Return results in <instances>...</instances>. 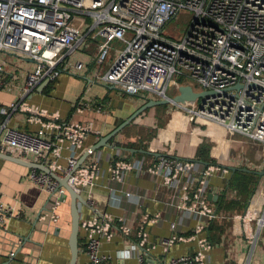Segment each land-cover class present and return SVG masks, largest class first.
Wrapping results in <instances>:
<instances>
[{
  "label": "built area",
  "instance_id": "2783aa9c",
  "mask_svg": "<svg viewBox=\"0 0 264 264\" xmlns=\"http://www.w3.org/2000/svg\"><path fill=\"white\" fill-rule=\"evenodd\" d=\"M181 11L188 13L181 35L164 36V25ZM87 40H95L93 55L84 61L70 60ZM113 41L120 47H111ZM110 51L112 59L104 65ZM0 52L32 61L17 97L0 112L21 113L25 122L37 125L25 131L0 123V153L41 164L59 179L66 177L76 193L92 187L101 174L99 150L83 146L92 131L90 123L63 121L56 111L29 103L24 96L39 82L55 79L60 71L75 72L88 64L96 70L91 81L129 96L148 91L170 98L167 88L184 85L192 92L212 91L171 105L183 110L190 123L204 119L220 126L227 136L239 134L264 147V0H0ZM74 107L81 105L77 102ZM113 148L103 159L109 181L121 184L130 171L158 177L169 193L166 205L197 219L192 232L181 234L171 223L169 235L155 241L165 251L175 242L196 239L193 253L161 264H204L210 244L203 231L214 217L206 199L207 183L215 172L225 173V168L171 155L128 159L122 148ZM26 177L48 198L47 210L38 220H54L63 188L39 169L28 168ZM85 201L91 215L78 219L77 234L83 264H108V256L99 253L100 242L109 240L115 220L122 235L128 234L130 224ZM19 216L14 208L0 203V227ZM228 219L236 235L254 245L263 226L256 209L232 212ZM159 220L158 212L139 216L138 246L146 243V225ZM12 257L8 251L6 258ZM137 264H145L141 256Z\"/></svg>",
  "mask_w": 264,
  "mask_h": 264
},
{
  "label": "crops",
  "instance_id": "0c3cea01",
  "mask_svg": "<svg viewBox=\"0 0 264 264\" xmlns=\"http://www.w3.org/2000/svg\"><path fill=\"white\" fill-rule=\"evenodd\" d=\"M95 51V40H87L84 46L75 50L70 55V60L84 61L89 59ZM107 63H104L106 65ZM32 68V61L18 55L0 52V80L3 86L0 88V108L6 106L18 95L19 87L23 84L25 74ZM102 65L100 66V71ZM96 70L93 66L86 65L83 70L75 72L60 71L52 81H41L36 84L25 96L24 99L47 111H56L63 121L79 123H90L92 131L84 138L83 146L94 145L98 139L111 131L117 124L124 120L136 108L131 102V96L124 94L107 84L95 83L91 77ZM79 102L80 108L74 104ZM0 123L8 127H16L25 131H33L36 124L24 121L23 115L18 112L1 113ZM131 125V122L127 124ZM126 126V125H125ZM124 126V127H125ZM121 130V129H120ZM119 130V131H120ZM228 144H223L216 139V149L223 147L224 161L216 162L218 166L225 168V173L215 172L209 177L207 192L216 195L215 201L207 199V202L214 210V217L204 227L203 233L207 235L210 247L204 252V264H264V173L258 170L245 172L252 174L254 180L245 186L248 191L242 192L237 187L231 186L229 181L235 171L229 167L243 168L239 162L232 161L234 155L226 150V147L240 150V146H233L227 139ZM136 142L131 140L130 135L116 133L107 146L98 148L101 155L99 168L100 176L94 180L92 187L82 188L80 195L89 199L91 207L95 210L109 214L113 218H123L130 224L127 235H122L116 225L117 220L112 224V234L108 241L102 240L99 244V253L108 256V264H137L138 256H141L145 264H161L170 258L188 255L197 249L196 239L186 242H175L167 250L156 244V240L166 237L170 233V224L176 225L178 232L190 233L197 219L191 214H182L166 205L168 191L160 186L158 177L146 174L126 173L121 184L109 181L106 174L107 163L103 160L107 154H112L113 146ZM220 144V145H219ZM196 145V144H191ZM118 147V146H116ZM158 147V146H157ZM238 147V148H237ZM128 159H134L140 155L153 158L152 154H141L135 147H120ZM144 148V147H143ZM151 153L183 157L197 161L191 154L195 147L188 150H180L174 154H167L163 149L145 148ZM219 153V152H218ZM210 152L208 153L209 156ZM213 155V156H211ZM217 154H210L215 157ZM231 157L229 158V156ZM239 155V154H238ZM250 170V169H249ZM28 168L23 164L0 158V203L14 208L20 213L19 218L10 219L4 227H0V264L6 260L7 250L13 248L16 238L27 239L23 243L25 249L36 250L33 259L34 264H67L69 251L67 247V235L69 232L68 201H60L54 209L56 218L54 220L39 221L38 217L33 227L31 223L36 215L47 210V195L40 191L26 177ZM128 193V195H125ZM144 194V196H139ZM207 194V193H206ZM222 202V209L217 210V202ZM255 208L259 217L263 219V226L260 228L254 245H249L244 237L236 235L232 230L231 223H228L230 211H238L244 208ZM226 212H224V211ZM78 216L87 218L91 215L90 207H78ZM158 212L160 220L156 224L146 225V243L138 246L137 224L139 216L143 213L150 214ZM225 213V214H223ZM231 214V213H230ZM46 223L45 231H38L41 223ZM119 224V223H118ZM198 236V234H196ZM78 244V243H77ZM150 244H154L150 247ZM78 247V246H77ZM141 248L145 251L142 252ZM119 251L122 253L119 254ZM85 257L80 252L76 256V264H83ZM8 264H29L25 262L23 254L17 252L9 260Z\"/></svg>",
  "mask_w": 264,
  "mask_h": 264
},
{
  "label": "rangeland",
  "instance_id": "374dc122",
  "mask_svg": "<svg viewBox=\"0 0 264 264\" xmlns=\"http://www.w3.org/2000/svg\"><path fill=\"white\" fill-rule=\"evenodd\" d=\"M186 12H179L177 16L170 19L163 27L162 34L169 38H178L184 27L187 25ZM111 47L119 48L120 44L116 41L111 42ZM112 51L108 54L106 62L112 59ZM176 90L169 87L165 90V94L172 96ZM159 99L153 93L148 91H139L137 94L131 96V102L135 104L136 108L143 104L146 100ZM135 108V109H136ZM119 133L130 135L131 140L144 148H158L163 149L167 154H174L177 151L192 149V147L206 148L208 153L217 154L215 157L209 158L213 163L220 162L224 164L223 147H216L215 140L217 139L223 144H228L227 139L234 144L233 146H240L241 151L226 147L230 154H237L232 158V161L239 162L243 168L250 170H258L264 173V147L257 142L250 140L247 137L239 134H231L229 136L224 134L223 129L204 119L195 120L193 123L187 121V114L183 110L176 108L175 105L162 104L146 108L132 120L131 125L123 127ZM191 144H196L191 145ZM224 144V145H225ZM220 145V144H219ZM158 146V147H157ZM238 148V147H237ZM219 152V153H218ZM209 154V156H210ZM239 154V155H238ZM229 156V158L231 157ZM194 155L191 154V157ZM213 156V155H211ZM236 211L235 213H240Z\"/></svg>",
  "mask_w": 264,
  "mask_h": 264
},
{
  "label": "water",
  "instance_id": "95a60500",
  "mask_svg": "<svg viewBox=\"0 0 264 264\" xmlns=\"http://www.w3.org/2000/svg\"><path fill=\"white\" fill-rule=\"evenodd\" d=\"M238 85H235L234 88H237ZM212 91H202V92H192L189 88V86L184 85V86H178L176 88V93L173 94L170 98H159L157 100H146L143 104L138 106L129 116H127L124 120H122L119 124H117L111 131H109L107 134L101 136L98 141L92 145L93 149H98L103 146H107V143L111 137H113L116 133L119 132L120 129H122L125 125H127L129 122H131L137 114L145 110L146 108H149L151 106H156V105H162V104H176V103H184V102H190L193 101L195 98H200L201 96H204L206 94H211ZM137 151L138 153L141 154H147L150 155L152 154L154 157L158 156H163L164 154H159V153H151L150 151H146L143 149H137V150H129V152H135ZM0 158H5L8 160H11L13 162L23 164L27 168H34V169H39L48 175H50L54 180L57 181L58 185L61 186L64 190V194H61L59 199L60 201H64L66 198L68 201V215H69V232L67 235V247L69 251V257L67 264H76V256L78 253V247H77V234H78V207L83 206L86 207L87 203L85 199L79 194L76 193L66 182V177L64 178H57L52 172H50L46 167H44L41 164L34 163V162H29V161H24L20 160L17 158H13L11 156L1 154L0 153ZM84 158V154L81 155L77 161V164L82 161ZM230 171L233 170H240L243 172H254L252 170H249L247 168H234V167H229ZM216 195H211L207 192L206 194V199L211 200L212 202L215 201ZM40 213V212H39ZM39 213L36 215L35 220L31 223V227L34 226L36 219L39 215ZM47 227L46 223H41V225L38 227V231H45V228ZM27 240V239H25ZM24 238H16L14 241V246L13 248H9L7 251H12L13 254L19 252L23 254L25 257V262L29 264H34V258L36 256V250L33 249H25L23 243L25 242ZM141 251L144 252L145 250L141 248ZM6 255V254H5ZM13 258V257H12ZM10 258V259H12ZM6 260L3 264H8L9 260Z\"/></svg>",
  "mask_w": 264,
  "mask_h": 264
},
{
  "label": "trees",
  "instance_id": "16d2710c",
  "mask_svg": "<svg viewBox=\"0 0 264 264\" xmlns=\"http://www.w3.org/2000/svg\"><path fill=\"white\" fill-rule=\"evenodd\" d=\"M132 122V121H131ZM130 123V122H129ZM113 137H111L109 140H111ZM135 145L139 146L140 148L138 149H145L143 148L140 143H128L126 142V144H118L116 146L118 147H135ZM115 146V147H116ZM194 157L197 161H201V162H204V164H208V163H211L213 164V162L209 159L210 157L208 156V150H206V148H201V146L199 147H196L195 148V152H194ZM254 180V176L252 174H248V173H245V172H239V171H235L233 173V177L232 179L229 181V184L231 186H235L237 187L240 191L242 192H245V191H248L247 188H245V186H248L252 181ZM222 202L219 200V202H217V210H220L222 209ZM243 210V209H242ZM224 211V210H223ZM237 211V210H236ZM236 211H230L229 213H227L228 215L232 212H236ZM240 211V210H238ZM226 212V211H224ZM225 214V213H223ZM211 222V221H210ZM209 222V223H210ZM208 223V224H209ZM228 223L230 224L229 222V219H228ZM206 236V239L210 242L209 238L207 237L206 234H204ZM79 242V240H77V243ZM77 246L79 247V243L77 244Z\"/></svg>",
  "mask_w": 264,
  "mask_h": 264
},
{
  "label": "bare ground",
  "instance_id": "6f19581e",
  "mask_svg": "<svg viewBox=\"0 0 264 264\" xmlns=\"http://www.w3.org/2000/svg\"><path fill=\"white\" fill-rule=\"evenodd\" d=\"M249 209H255V208H251V207H248Z\"/></svg>",
  "mask_w": 264,
  "mask_h": 264
}]
</instances>
